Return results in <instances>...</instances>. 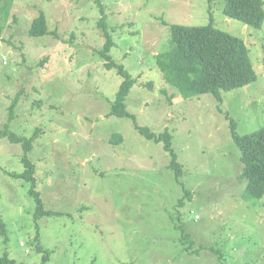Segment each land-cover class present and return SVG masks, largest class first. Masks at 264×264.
I'll use <instances>...</instances> for the list:
<instances>
[{"label":"rangeland","instance_id":"374dc122","mask_svg":"<svg viewBox=\"0 0 264 264\" xmlns=\"http://www.w3.org/2000/svg\"><path fill=\"white\" fill-rule=\"evenodd\" d=\"M100 1L109 54L135 79L126 109L139 125L171 133L182 176L168 168L161 142L109 114L122 78L96 53L105 41L97 0H11L0 16V129L19 93L9 130L30 136L38 128L28 153L36 190L60 214L35 222L30 183L10 175L24 169L22 147L0 137V256L39 264L38 232L50 250L45 264H264V196L245 192L225 117L241 135L264 126V19L255 28L227 17L226 0ZM40 11L57 37L29 35ZM210 22L244 41L257 75L222 93L223 112L209 93L183 97L153 57L169 48L170 25ZM185 190L190 198L178 207ZM176 221L193 241L189 249Z\"/></svg>","mask_w":264,"mask_h":264},{"label":"trees","instance_id":"16d2710c","mask_svg":"<svg viewBox=\"0 0 264 264\" xmlns=\"http://www.w3.org/2000/svg\"><path fill=\"white\" fill-rule=\"evenodd\" d=\"M0 4V16H6L11 0ZM264 0H226L223 13L249 26L260 28L264 19ZM100 13L98 26L101 28L105 39L103 46L96 50L98 56L104 60V67L107 70L115 69L122 78L121 83L111 102L109 114L116 117H127L133 121L134 128L146 139L156 143L161 142L163 149L169 153L170 160L168 168L174 172L175 179L179 181L182 176V166L177 161V155L172 148V135L168 130L153 132L147 126L139 125L134 114L126 109L125 98L135 79L127 69L120 63L114 61L109 54L114 46L113 37L106 24L105 7L100 0H97ZM166 24V23H165ZM170 37L169 48L159 52L153 57L156 65L162 72L165 81L174 86L179 93L187 98L198 94L209 93L217 101V110L223 112L221 104L222 93L235 88L242 87L256 80L257 75L248 56V49L244 41L231 33L222 31L208 23L207 25L193 26L183 24H172L169 27ZM29 35L32 37L53 34L47 27L46 16L43 11L33 19L29 28ZM165 93V91L163 90ZM19 93L16 94L8 107L7 120L2 129L0 137L6 138L11 143H19L22 147L21 162L24 169L20 173H11L14 178L22 179L30 183L29 194L36 202L34 213L35 222L42 216L60 214L44 207L39 191L36 190L35 163L28 157L33 148V142L38 137L39 131L36 128L32 135H18L9 130V124L14 119V109L17 106ZM229 119L231 136L240 150V162L242 164L240 178L246 181L245 192L249 198H261L264 196V126L249 134H239L236 131V122L227 114ZM114 143L121 138L114 134L110 137ZM190 192L185 190L184 195L177 202L180 207L183 201L190 198ZM178 218V216H176ZM175 217V219H176ZM0 215V234L5 235L6 227ZM175 227L181 231L180 241L189 249L193 243L184 226L176 221ZM38 229V226H36ZM38 231V230H37ZM6 241V239H4ZM36 251L42 254L39 264H45L50 256V250L43 248L39 243V234L35 237ZM0 264H26L17 262L10 258L8 253L0 256Z\"/></svg>","mask_w":264,"mask_h":264}]
</instances>
